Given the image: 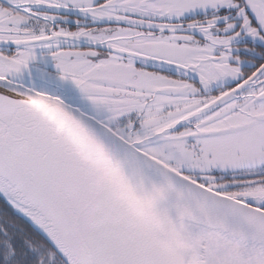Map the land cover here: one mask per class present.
<instances>
[{
  "label": "snow or ice",
  "instance_id": "obj_1",
  "mask_svg": "<svg viewBox=\"0 0 264 264\" xmlns=\"http://www.w3.org/2000/svg\"><path fill=\"white\" fill-rule=\"evenodd\" d=\"M0 264H264V0H0Z\"/></svg>",
  "mask_w": 264,
  "mask_h": 264
}]
</instances>
